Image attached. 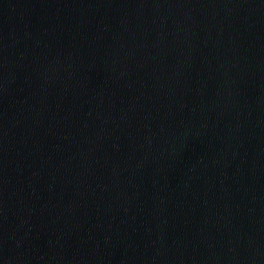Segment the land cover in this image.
Segmentation results:
<instances>
[{
  "label": "water",
  "instance_id": "1",
  "mask_svg": "<svg viewBox=\"0 0 264 264\" xmlns=\"http://www.w3.org/2000/svg\"><path fill=\"white\" fill-rule=\"evenodd\" d=\"M0 264H264V0H0Z\"/></svg>",
  "mask_w": 264,
  "mask_h": 264
}]
</instances>
